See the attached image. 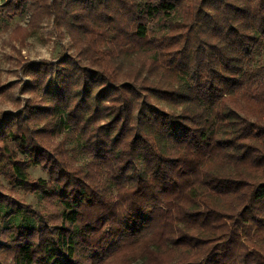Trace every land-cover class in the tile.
I'll list each match as a JSON object with an SVG mask.
<instances>
[{
    "label": "trees",
    "instance_id": "trees-1",
    "mask_svg": "<svg viewBox=\"0 0 264 264\" xmlns=\"http://www.w3.org/2000/svg\"><path fill=\"white\" fill-rule=\"evenodd\" d=\"M1 1L76 53L0 114V179L43 203L0 195V264H264V0Z\"/></svg>",
    "mask_w": 264,
    "mask_h": 264
},
{
    "label": "rangeland",
    "instance_id": "rangeland-1",
    "mask_svg": "<svg viewBox=\"0 0 264 264\" xmlns=\"http://www.w3.org/2000/svg\"><path fill=\"white\" fill-rule=\"evenodd\" d=\"M144 1L140 0L141 3H144ZM1 4L2 1L0 0V114L5 111H15L16 100L18 99L35 98L32 94L21 95L20 93V87L27 80L22 75L20 68L23 62H55L65 55H75L76 53L65 31L55 29L51 22L47 20L42 22L38 30L25 41L24 45L10 41V31L16 25L25 27L29 14L6 16L1 10ZM262 63H264V53L256 58L255 66ZM79 145V140L66 136V147L76 151L78 165H84L90 161V157L80 152ZM140 172V169H138L137 173ZM29 176L32 180H47L45 173L39 168L30 169ZM0 185L2 186L0 190L2 197H10L18 206L29 207L34 212L43 213V203L40 195L11 188L2 178L0 179ZM7 210L9 208L5 203L0 207V214ZM20 222L21 219L10 221V223ZM4 226L5 224L0 218V231Z\"/></svg>",
    "mask_w": 264,
    "mask_h": 264
}]
</instances>
